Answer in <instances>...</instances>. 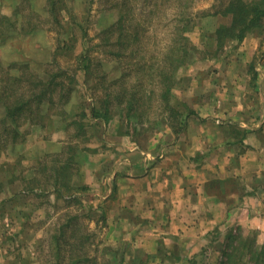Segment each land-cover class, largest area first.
<instances>
[{"label":"trees","instance_id":"trees-1","mask_svg":"<svg viewBox=\"0 0 264 264\" xmlns=\"http://www.w3.org/2000/svg\"><path fill=\"white\" fill-rule=\"evenodd\" d=\"M69 1L46 0L44 8L48 21L51 20L59 31L51 62L54 68H45L42 76L33 69L31 61L5 63L0 59V105L5 110L0 117V167L12 164L1 161L2 148L8 149L10 143L24 140L28 134L26 126L44 127L51 123L48 122L51 119H68L63 128L67 131L73 128L74 132L66 149L46 155L29 168L23 164L20 155L15 161L20 170L10 169L8 172L10 182L23 181L25 188L21 192L35 196L55 194L68 205L73 201L81 203L82 191L90 188L83 181L80 160L83 151L89 149V146H80L88 134V121L108 123L118 117L121 122H134L135 129L146 130L155 124L156 128L169 126L177 134L184 130L189 115L195 111L174 94V89L179 83L180 69L190 63L196 53L190 36L195 25L196 0H102L107 10L116 11L117 17L97 34L96 47L101 50L102 60L106 57L118 63L119 72L114 75L102 69V60L93 56L88 42L90 37H87L75 59L81 63L78 69L85 73L93 99L89 106L80 105L82 109L72 115L66 106L71 103L70 93L75 89L73 83L77 82V75L73 77L72 68L65 67L58 60L64 48H73L69 47L72 37H65L67 20L64 12L70 18L73 15ZM216 12L230 17L229 22L215 30L219 44L228 39L241 40L257 29L264 31V0H223ZM38 14L32 3L23 16L13 18L10 14H1V43L12 35L38 31ZM82 29L87 36L85 26ZM27 170H30L29 174ZM4 183L0 179L1 187ZM66 216L51 232V257L48 259L53 264H119L95 252L92 230L82 220L81 212L68 210ZM227 239L222 252L224 258L214 264L260 262L259 251L242 252L245 246L237 242L240 239L238 234L230 232ZM145 260L143 257L136 264H145ZM191 260L188 258L187 262Z\"/></svg>","mask_w":264,"mask_h":264},{"label":"rangeland","instance_id":"rangeland-1","mask_svg":"<svg viewBox=\"0 0 264 264\" xmlns=\"http://www.w3.org/2000/svg\"><path fill=\"white\" fill-rule=\"evenodd\" d=\"M222 1L196 0L194 4L195 25L190 36L196 53L193 60L180 69L178 74L179 83L174 89V94L190 106L193 102V94H199L202 90L208 88L209 83L206 81L213 79L214 76H219V71H223L221 70L223 68L222 61L219 60H229L226 70L230 71L232 65L230 60L232 58L237 59L239 52H241L239 51V44L246 37L241 40L236 39L237 41L228 39L220 44L217 42L214 31L221 24L229 22L230 19L227 15L216 12L221 7ZM102 2V0H70L69 3L73 11L72 18L69 17L67 12H64L67 20L65 22L67 30L65 37H72L69 47L73 46V48H64L58 60L65 67L72 68L70 72L73 73V77L74 74L77 75V82L73 83L75 89L70 93L71 103L66 106L71 110L72 115L82 109L80 105L89 106L93 99L92 92L87 87L88 81L85 79V73L78 69V67H81V63L75 59V54L82 51L84 42L86 43L90 37L88 42L92 46L93 56L102 60L101 50L96 47L97 34L117 17L116 11L107 10ZM31 3L35 5V9L40 13L38 14L40 17H36V25L39 24L38 31L22 36L12 35L7 41L2 40V43L0 41V59L4 60L5 63L12 60L31 61L33 69L44 76L45 68H54L51 62L59 37L57 27L51 23V20L48 21L46 16L44 10L46 0H29V2L26 0H21V2H18V0H0V15L6 13L12 15L13 18H17L18 15L23 16L30 9ZM83 26H85L87 36L83 33ZM257 54L258 56L264 55V46L260 52L257 53L256 50L250 56L245 57L246 59H242L243 63L241 62L240 67L233 66L235 74L240 73V76L245 77L243 81L247 89L246 96L249 99L246 108L239 114L243 118L242 122L253 123L254 120H251V118L257 115ZM205 59L210 61H203ZM212 59L219 60L216 63ZM102 63L103 70H108L114 75L119 72L117 62L104 57ZM93 66L96 68V64H93ZM230 105H232L230 102H223L221 99L216 103L215 109L221 112L223 106L229 108ZM246 109H249V111ZM4 114V107L0 105V117ZM225 120L229 122L231 119L217 115L211 122H225ZM48 122L51 123L44 127L41 125L26 126L28 134L24 140L17 144L10 143L8 149L2 148L1 161L11 162L12 164H5L4 167H0V179L5 182L4 186H0V264H53L48 259L51 257L49 254L51 232L55 230L56 223L59 220H65L68 210L81 212L82 220L92 230L93 237L91 239L94 242L95 252L99 253L101 257L112 258L119 264H136V261L143 257L146 259L145 264L220 263V260L224 258V255H222L223 247L226 245L227 235L230 232L240 236L237 242L240 241L239 245L245 246L242 252L253 250L260 252L258 254L260 262H253V264H264V221L257 217V205L256 207L245 205L244 223H232L229 228L225 227L224 231L216 229L210 232L203 237L195 252H192V250V254L188 255L168 254L163 245L156 247L153 250L154 252L147 251L148 247L144 245L149 244L148 237H144L142 233H139L137 237H131V234L126 233L127 226L125 224L111 222V214H114L117 209L118 197H114L110 202L108 201V205L105 203L101 206L100 200L103 202L107 200L101 199L100 195L106 197L107 193H104V191L107 187L104 183L109 185L112 182L110 171L113 163L110 162L113 160L100 164L101 172L95 177V166L87 165L88 156H93L97 151L113 149L112 145H115L121 136L126 135L131 139V142H135L142 147L141 154L145 152L149 154L150 159H154H147V166L150 167L159 160H170L168 153L165 156L163 148L157 149L155 141V137L166 134L165 130L169 126L161 127V125L160 128H156L157 125L153 124L154 126L151 125L146 130L135 129L134 122L131 124L121 122L118 117L108 123L88 121L90 122L87 123L88 134L80 146H89V149L83 151L80 160L82 162L83 181L88 183L90 188L82 191L81 203L73 201L68 205L59 200L55 194L47 193L35 196L32 193L21 192L25 188L23 181L19 179L10 182V173H8L10 169H19L18 166L16 168L15 163L18 156L21 155L23 164L29 168L30 165L37 164L39 159H44L46 155L66 149L73 138L71 134L74 129L70 128L67 131L63 128L64 122H68V119L65 121L63 118H54ZM185 149L188 150V146H185ZM12 165L15 166L12 167ZM29 172L30 170L26 171L27 174ZM137 181L141 184L140 180ZM233 184L236 186L235 182ZM123 194H125V191ZM255 196L257 197V192L252 195V197ZM247 202H250V199H247ZM233 203H237V201L234 200ZM112 206L115 207L111 209ZM107 207L109 208L108 211ZM141 225L142 231L148 229L147 224L143 223ZM185 242L187 243L188 240ZM188 258L193 260L188 263ZM238 264H245V262L240 261Z\"/></svg>","mask_w":264,"mask_h":264},{"label":"crops","instance_id":"crops-1","mask_svg":"<svg viewBox=\"0 0 264 264\" xmlns=\"http://www.w3.org/2000/svg\"><path fill=\"white\" fill-rule=\"evenodd\" d=\"M263 46L264 31L257 29L239 44V59L230 60V71L226 70L229 60L212 59L216 63L222 61L223 71L206 81L208 88L193 94L190 107L195 113L189 115L184 130L177 134L165 127L166 134L155 137L157 149L163 148L170 160L147 166L149 154H141L142 147L126 135L112 145L113 149L88 156L87 165L95 166V177L101 172L100 164L113 160L112 182L104 183L107 194L100 196L107 201L100 200L101 206L118 197L111 222L125 224L131 237L139 233L148 237L149 244H143L147 251L163 245L168 254L195 252L210 232L224 231L232 223H244L245 205H257V217L264 221L263 54H257V115L251 118L253 123L242 122L239 116L249 99L245 77L233 71L234 65L240 67L242 59L256 50L260 52ZM219 98L232 105L218 111L215 106ZM217 115L231 120L211 122ZM255 192L257 197H252ZM143 223L148 226L144 231Z\"/></svg>","mask_w":264,"mask_h":264}]
</instances>
